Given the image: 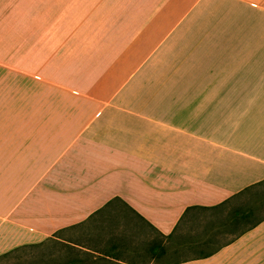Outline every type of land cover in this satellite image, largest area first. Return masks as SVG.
<instances>
[{
    "label": "crops",
    "instance_id": "0c3cea01",
    "mask_svg": "<svg viewBox=\"0 0 264 264\" xmlns=\"http://www.w3.org/2000/svg\"><path fill=\"white\" fill-rule=\"evenodd\" d=\"M0 69V256L92 220L264 264V0H0Z\"/></svg>",
    "mask_w": 264,
    "mask_h": 264
},
{
    "label": "rangeland",
    "instance_id": "374dc122",
    "mask_svg": "<svg viewBox=\"0 0 264 264\" xmlns=\"http://www.w3.org/2000/svg\"><path fill=\"white\" fill-rule=\"evenodd\" d=\"M5 78V71L0 69V79ZM252 193V196H256L262 192L258 189L257 192ZM259 205L252 203L248 207L255 209ZM187 226L191 230L194 229L191 222ZM100 229L99 223L90 220L74 226L73 229L57 232L54 237L46 239L40 246L21 248L0 257V264H148V260L152 257L160 261L170 259L172 261L175 260L173 258L185 254L183 239L170 246L165 237L154 234L148 228L142 230L144 228L131 227V233L127 235L126 241L118 244L108 243L106 237L99 235ZM185 229L188 230V227ZM69 243L104 252L109 257L85 252L82 249L76 250L77 248H72ZM153 244L156 245L155 248Z\"/></svg>",
    "mask_w": 264,
    "mask_h": 264
},
{
    "label": "trees",
    "instance_id": "16d2710c",
    "mask_svg": "<svg viewBox=\"0 0 264 264\" xmlns=\"http://www.w3.org/2000/svg\"><path fill=\"white\" fill-rule=\"evenodd\" d=\"M260 184H261V182H260V183H257V184H254V185H252V186H250V187L244 189L243 191L239 192V193L236 194V195H241V194H243V193H250V192H251V189L255 188L256 186H259ZM215 207H217V206L209 207V208H207V209H211V208H215ZM260 218H261V217H260L259 215H258V216H255V217H253V218H247V217L245 216V217H244V220H245L246 223H249V226H252L254 223L258 222V221L260 220ZM249 226H248V227H249ZM41 244H42V243L33 244V245H26V246L18 247V248H15V249H13V250H11V251H9V252H7V253L1 255L0 257L7 256L8 254H11L12 252H15V251L20 250L21 248H26V247H37V246H40Z\"/></svg>",
    "mask_w": 264,
    "mask_h": 264
}]
</instances>
